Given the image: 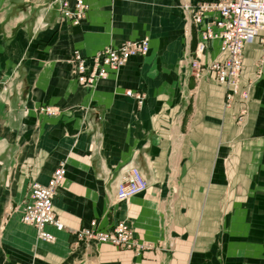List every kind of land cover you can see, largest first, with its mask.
<instances>
[{
    "label": "crops",
    "instance_id": "obj_1",
    "mask_svg": "<svg viewBox=\"0 0 264 264\" xmlns=\"http://www.w3.org/2000/svg\"><path fill=\"white\" fill-rule=\"evenodd\" d=\"M87 1L86 22L72 26L57 0H0V264H264L261 46L245 49L251 102L238 124L239 103L228 108L213 73L192 69L200 33L184 5L212 0ZM143 37L146 56L94 87L78 83L73 51L91 57ZM219 48L210 42L199 62L223 58ZM60 165L54 207L65 230L49 227V243L21 206ZM132 167L148 188L119 202ZM91 219L127 221L134 244L80 242Z\"/></svg>",
    "mask_w": 264,
    "mask_h": 264
},
{
    "label": "built area",
    "instance_id": "obj_2",
    "mask_svg": "<svg viewBox=\"0 0 264 264\" xmlns=\"http://www.w3.org/2000/svg\"><path fill=\"white\" fill-rule=\"evenodd\" d=\"M188 4L184 5V11L200 33L192 68L197 70V76L202 69L212 72L217 82L228 90L229 101L237 96L248 101L250 87L242 88L240 84L244 53L247 45L257 42L263 52L261 64L264 63V0H212ZM62 9L64 19L78 26L85 20L88 5L85 0H75L73 5L62 2ZM208 17L210 19L206 21ZM210 42L219 43L223 58L202 64L199 57L207 51ZM149 51L150 41L145 37L125 41L119 46H108L91 57H85L77 50L72 53L69 61L78 83L84 87H94L101 81L118 75L130 61L146 56ZM126 95L135 98L140 106L145 104L146 95L143 93L128 90ZM40 111L56 112L50 107H42ZM64 178L65 169L60 165L48 185L33 183L28 198L21 206L22 222L36 229L38 239L50 243L55 242L56 237L48 231L49 227L58 231L65 230L54 207L56 190ZM147 188L148 182L140 169L132 167L119 183L116 198L123 202ZM77 235L84 242L92 241L121 248L134 244V232L126 221L103 227L97 219H91L81 227Z\"/></svg>",
    "mask_w": 264,
    "mask_h": 264
},
{
    "label": "rangeland",
    "instance_id": "obj_3",
    "mask_svg": "<svg viewBox=\"0 0 264 264\" xmlns=\"http://www.w3.org/2000/svg\"><path fill=\"white\" fill-rule=\"evenodd\" d=\"M58 1V3H59V10H60V15H61V17L62 18H64L63 17V14H62V2H68L70 5H73L74 4V2H75V0L71 3L70 1H68V0H57ZM86 1V3H87V5H88V10L86 11V17H85V20H84V22H86V20H87V18H88V15H89V12H90V5H89V3H88V1L87 0H85ZM83 22V23H84ZM82 23V24H83ZM71 25L72 26H75L74 24H72L71 23ZM81 25V24H80ZM79 26V25H78ZM143 38H145V37H143ZM146 38H148V37H146ZM140 39H142V38H140ZM137 40V39H136ZM128 41V40H127ZM117 46H119V45H117ZM106 48V47H105ZM104 48V49H105ZM103 50V49H102ZM101 50V51H102ZM75 51H77V50H75ZM74 52V51H73ZM81 52V51H80ZM206 53V52H205ZM205 53H203L202 55H200V57H199V59L200 58H202V56L205 54ZM193 69V68H192ZM193 71H194V76L196 77L197 76V70L196 69H193ZM244 71V70H243ZM213 76H214V74H213ZM214 78H215V76H214ZM242 79H243V73H242V76H241V80H240V84H241V87L242 88H246V89H248L249 87H250V90H249V100L248 101H245L244 99H242L240 96L238 97H234L233 98V100H230L229 101V98H228V95H229V93H228V90L226 89V106L228 107V108H232L233 106H234V104H236V103H239V105H240V110H239V115L237 116V122H238V124H242L244 121H245V119H246V117H247V115H248V111H249V104H250V102H251V85H252V82L251 83H248L247 85H245V84H243V82H242ZM215 80H216V78H215ZM216 82H217V80H216ZM218 83V82H217ZM219 84V83H218ZM219 85H221V84H219ZM221 86H223V85H221ZM225 87V86H224ZM226 88V87H225ZM118 201V200H117ZM127 222V221H126ZM128 223V222H127ZM129 224V223H128ZM131 227V226H130ZM132 228V227H131ZM133 230V229H132ZM134 232V231H133ZM38 240H40V239H38ZM40 241H43V240H40ZM80 242H84V241H81V240H79ZM44 242H46V241H44ZM92 242V241H91ZM134 242H135V238H134ZM50 243V242H49ZM54 243V242H53ZM116 247V246H115ZM118 248H121V247H118ZM121 249H125V248H121Z\"/></svg>",
    "mask_w": 264,
    "mask_h": 264
},
{
    "label": "bare ground",
    "instance_id": "obj_4",
    "mask_svg": "<svg viewBox=\"0 0 264 264\" xmlns=\"http://www.w3.org/2000/svg\"><path fill=\"white\" fill-rule=\"evenodd\" d=\"M188 4V3H187ZM189 5V4H188ZM189 9H190V7H189ZM190 13H191V16L194 18V16H193V13H192V11H191V9H190Z\"/></svg>",
    "mask_w": 264,
    "mask_h": 264
}]
</instances>
